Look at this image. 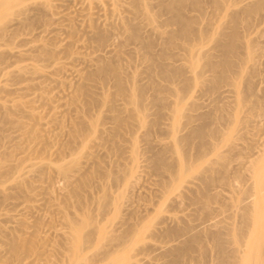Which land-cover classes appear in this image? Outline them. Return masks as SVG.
Here are the masks:
<instances>
[{
	"label": "rangeland",
	"instance_id": "374dc122",
	"mask_svg": "<svg viewBox=\"0 0 264 264\" xmlns=\"http://www.w3.org/2000/svg\"><path fill=\"white\" fill-rule=\"evenodd\" d=\"M263 166L264 0H0V264H242Z\"/></svg>",
	"mask_w": 264,
	"mask_h": 264
},
{
	"label": "bare ground",
	"instance_id": "6f19581e",
	"mask_svg": "<svg viewBox=\"0 0 264 264\" xmlns=\"http://www.w3.org/2000/svg\"><path fill=\"white\" fill-rule=\"evenodd\" d=\"M226 46H229V45L227 44ZM258 177H259V184H260V189H261L264 186V166L260 169ZM262 202H264V199H262ZM259 211H258L259 213L257 212L258 213L257 215L255 214L257 217L255 216L256 220H255V223H253V225L258 226V228L260 227L259 229H261V230L258 233L257 239L261 240V239H264V209L262 211L261 210H259ZM242 214H245V213L242 212ZM245 215H247V213ZM247 216H245V217H247ZM241 223H244V222H241ZM234 229H235V234H233V238H234L235 241H237V243L241 244L242 240H241V238L238 235H239V233H241L242 230L239 231L240 227L239 228H234ZM256 229H257V227H256ZM231 230H233V229H231ZM243 231H244V228H243ZM228 233H230V229H229ZM220 235H221V233H220ZM212 239L214 241V245H215L216 250H217L216 253H218V256L221 257L220 261L225 262L224 261V252L225 251H224V247H223L224 246V243H223L224 240L221 239L220 236L218 237V235H214L212 237ZM262 241H263V245H264V240H262ZM257 242L252 244V246L250 247V249L248 250L247 253L244 252L245 255L242 256V258H243L242 264H256V263H263L264 262V248L258 249V247H255L256 244L258 246H260ZM259 242H261V241H259Z\"/></svg>",
	"mask_w": 264,
	"mask_h": 264
}]
</instances>
